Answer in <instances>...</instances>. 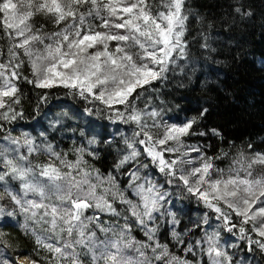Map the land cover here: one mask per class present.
Returning a JSON list of instances; mask_svg holds the SVG:
<instances>
[{
	"label": "snow or ice",
	"instance_id": "1",
	"mask_svg": "<svg viewBox=\"0 0 264 264\" xmlns=\"http://www.w3.org/2000/svg\"><path fill=\"white\" fill-rule=\"evenodd\" d=\"M191 14L186 0H156L155 5L151 0H0V31L12 41L7 61L0 62V122L10 124L22 115L12 104L20 102L15 81L23 78L36 88L62 86L84 99L91 96L114 111L116 119L139 129L131 140L125 137L129 151L114 164L116 174L104 175L84 159L85 153L95 159L90 150L95 139L88 140L89 148H73L76 159L68 160V153L57 151L52 143L37 144L27 132L13 136L0 123V133H6L0 135V200L14 206L6 210L0 204V224L22 217L19 227L34 237L38 249L50 254L44 257L46 264H243L226 250L236 244L221 243L220 228L244 242L249 252L255 250L253 246L264 252V153L250 158L240 153V159L233 161L240 168L230 167L225 177V170L216 168L212 158H184L190 152L199 153L198 147L181 152L182 137L196 134L191 131L196 118L183 124L165 123L163 136L157 137L149 129L160 124L149 126L142 120L147 115L155 121L160 113L142 114L135 108V100L143 95L137 90L166 79L169 65L187 55L185 36ZM36 16L51 19L58 30L44 32L42 25L33 23ZM112 42H116L114 48H110ZM132 48L139 51H129ZM25 62L33 79L18 71ZM115 105H124L125 110ZM212 133L219 135L215 129ZM39 135L47 140L45 133ZM170 141L176 146L165 147ZM137 145L167 184L181 182L190 196L216 214L220 223L216 230L205 232L206 248L201 240L186 243V233L177 231L176 216L162 211L161 202L167 203L170 194L150 176H141L140 168L146 169L147 164L126 169L141 155ZM165 153L180 155L166 159ZM40 154H46L49 162L33 164L30 158ZM197 160L199 166L185 167ZM255 165L262 169L259 175H254ZM117 176L128 177L124 188ZM166 216L170 217L167 236L183 255L161 240L158 219ZM209 220L206 213L202 223L208 225ZM29 259L30 264H39ZM12 264H19V257Z\"/></svg>",
	"mask_w": 264,
	"mask_h": 264
},
{
	"label": "trees",
	"instance_id": "2",
	"mask_svg": "<svg viewBox=\"0 0 264 264\" xmlns=\"http://www.w3.org/2000/svg\"><path fill=\"white\" fill-rule=\"evenodd\" d=\"M151 2L155 5L156 0ZM186 7L192 13L187 21L185 36L187 55L169 65L166 79L155 81L146 90H137L143 91V95L135 100V108L142 114L152 111L160 113L155 121L147 115L142 120L149 126L157 122L160 124V127L149 129L157 137L163 136L165 123L183 124L196 118L197 122L191 130L196 134L182 137L184 147L181 152L189 151L190 147H198L200 152H190L184 158H212L214 166L224 169L227 177L230 167L240 168L239 164L233 163L240 159V153L249 158L255 153H264V0H186ZM236 8L241 11L237 12ZM33 23L36 26L42 25L43 31L47 33L58 30L51 19L42 16L34 17ZM11 42L0 31V50L5 53L0 56V62L7 61L6 52ZM115 43L112 42L110 48H114ZM205 43L208 46L202 47ZM129 51L135 53L139 49L132 48ZM22 59L26 61L27 58ZM18 71L22 76L33 79L27 62ZM15 83L19 88L17 95L20 102L12 104V107L22 115L10 124L0 122L5 123V128L10 129L13 136L27 132L35 138L37 144L50 142L57 151L68 153V160L76 159L73 148H89L88 140L95 139L96 143L90 146V150L95 152V159L86 153L84 159L104 175L109 172L116 174L114 164L129 151L124 143L125 137L131 140L133 132L139 130L134 123L121 122L115 118L114 111L100 101L91 96L84 99L62 86L36 88L23 78ZM113 107L119 111L125 110L124 105ZM213 129L219 135H214ZM41 132L45 133L47 140L39 135ZM200 132L205 135H199ZM249 145L252 147L249 148ZM167 146L176 145L170 141ZM137 147L141 148L138 163L134 161L126 169L147 164L146 169L140 168L141 176H150L155 183L164 186L162 191L170 194L166 198L167 203L161 202L164 204L162 211H170L176 216L179 221L177 231L186 233L183 235L186 243L190 241L195 244L196 240H201V247L206 248L207 245L203 244L205 232L211 233L220 223L215 219L216 214L190 196L181 182L167 184L164 174L143 153L142 146ZM21 152H26V148H21ZM178 155L180 153H165V158L171 159ZM30 159L33 164L49 162L46 154L33 155ZM200 162L197 160L193 165L185 167H197ZM261 171L259 165L254 166V175H259ZM240 175L244 173L241 171ZM117 179L121 188H124L128 177L117 176ZM13 187L18 189L15 182ZM0 204L6 205V210L14 207L7 199L0 200ZM206 213L210 217L208 225L202 223ZM102 219L116 218L103 216ZM168 219V216L158 219V223L162 224L161 240L169 243L171 251L183 255L182 251L172 247L174 241L167 236ZM17 221L24 222L20 216ZM17 221L6 219L0 224V230L3 231L0 237V262L8 261L12 264L18 257L30 262V257L39 264H46L44 257L50 254L44 249H38L34 237L26 234ZM233 222H236L234 216ZM197 224L200 227H196ZM219 231L222 244L227 242L237 245L235 248H226L235 260H241L243 264H264V252L255 246V250L249 252L244 242L224 232L222 228ZM134 234L139 238L138 232ZM252 235L258 238L254 233ZM188 258L193 257L189 255Z\"/></svg>",
	"mask_w": 264,
	"mask_h": 264
},
{
	"label": "bare ground",
	"instance_id": "3",
	"mask_svg": "<svg viewBox=\"0 0 264 264\" xmlns=\"http://www.w3.org/2000/svg\"><path fill=\"white\" fill-rule=\"evenodd\" d=\"M19 261H20V262H23V263H25V264H30V262L27 261L25 258H20Z\"/></svg>",
	"mask_w": 264,
	"mask_h": 264
},
{
	"label": "rangeland",
	"instance_id": "4",
	"mask_svg": "<svg viewBox=\"0 0 264 264\" xmlns=\"http://www.w3.org/2000/svg\"><path fill=\"white\" fill-rule=\"evenodd\" d=\"M148 159L150 160V158H148ZM150 161H151V160H150ZM15 261H16V260H15ZM27 261H28V260H27ZM19 264H25V263L19 261Z\"/></svg>",
	"mask_w": 264,
	"mask_h": 264
}]
</instances>
